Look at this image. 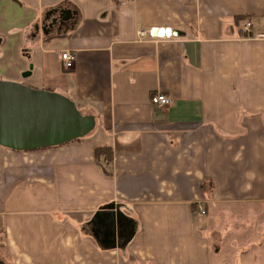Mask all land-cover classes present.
<instances>
[{
  "label": "crops",
  "instance_id": "obj_1",
  "mask_svg": "<svg viewBox=\"0 0 264 264\" xmlns=\"http://www.w3.org/2000/svg\"><path fill=\"white\" fill-rule=\"evenodd\" d=\"M244 16L264 33V0H0V80L96 118L58 146H1L0 264H213L221 211L256 220L264 264V37ZM153 28L177 35L140 38Z\"/></svg>",
  "mask_w": 264,
  "mask_h": 264
},
{
  "label": "water",
  "instance_id": "obj_2",
  "mask_svg": "<svg viewBox=\"0 0 264 264\" xmlns=\"http://www.w3.org/2000/svg\"><path fill=\"white\" fill-rule=\"evenodd\" d=\"M95 126L94 115L83 114L60 92L0 80V146L14 150L58 146L86 136Z\"/></svg>",
  "mask_w": 264,
  "mask_h": 264
},
{
  "label": "rangeland",
  "instance_id": "obj_3",
  "mask_svg": "<svg viewBox=\"0 0 264 264\" xmlns=\"http://www.w3.org/2000/svg\"><path fill=\"white\" fill-rule=\"evenodd\" d=\"M0 146V150H1ZM1 152V151H0ZM226 210V209H223ZM240 211V210H237ZM227 211H221L222 217H220V225L223 227L219 230L221 232L219 236V244L212 245V261L214 263L221 264L233 263L242 259L247 264H250V260L257 257L258 247L256 245V234L253 233L256 229V220L248 221L245 212L231 211V213H226ZM243 215V218L240 217ZM246 224L248 228L241 233L236 231L240 225ZM228 231L229 235L223 234L225 229H230ZM241 230V228L239 229ZM233 232V233H232ZM237 232V233H236ZM215 235V234H213ZM235 244V245H234ZM218 248V249H216ZM1 259V258H0Z\"/></svg>",
  "mask_w": 264,
  "mask_h": 264
},
{
  "label": "built area",
  "instance_id": "obj_4",
  "mask_svg": "<svg viewBox=\"0 0 264 264\" xmlns=\"http://www.w3.org/2000/svg\"><path fill=\"white\" fill-rule=\"evenodd\" d=\"M255 24V19L254 18H248L244 24H243V31L247 34V35H253L254 37L257 38H261L264 37V33H253V26ZM163 30V28H160V30L158 31V28H153L149 31H139L138 34L140 36V38L145 37L147 34L150 35L151 37H165L168 35V37L173 36V35H177V33L173 32L171 34H166L161 33ZM61 59H62V64L63 67L66 69H70L72 67L75 66L76 64V60H77V56L74 52H72L71 50H65L61 53ZM151 101L153 104L159 105V106H166L169 105L172 100L171 97L165 93H155L152 95L151 97ZM200 210L202 212V214L206 213V209L204 206H200Z\"/></svg>",
  "mask_w": 264,
  "mask_h": 264
},
{
  "label": "trees",
  "instance_id": "obj_5",
  "mask_svg": "<svg viewBox=\"0 0 264 264\" xmlns=\"http://www.w3.org/2000/svg\"><path fill=\"white\" fill-rule=\"evenodd\" d=\"M249 17H240L237 19V22H241L243 20H247ZM95 155L97 157V159L101 161V163L103 162V168L108 172L109 170L107 169V165H110V163L113 160V150L111 146H102V147H98L95 150ZM109 173V172H108Z\"/></svg>",
  "mask_w": 264,
  "mask_h": 264
},
{
  "label": "bare ground",
  "instance_id": "obj_6",
  "mask_svg": "<svg viewBox=\"0 0 264 264\" xmlns=\"http://www.w3.org/2000/svg\"><path fill=\"white\" fill-rule=\"evenodd\" d=\"M165 31H162L161 33H164Z\"/></svg>",
  "mask_w": 264,
  "mask_h": 264
}]
</instances>
